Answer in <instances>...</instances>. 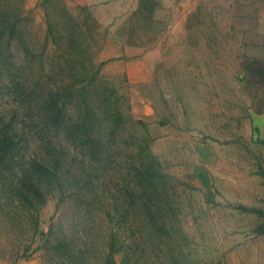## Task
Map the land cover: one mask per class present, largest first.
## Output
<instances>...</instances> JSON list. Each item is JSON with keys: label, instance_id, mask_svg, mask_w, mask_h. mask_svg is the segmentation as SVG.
Returning a JSON list of instances; mask_svg holds the SVG:
<instances>
[{"label": "rangeland", "instance_id": "obj_1", "mask_svg": "<svg viewBox=\"0 0 264 264\" xmlns=\"http://www.w3.org/2000/svg\"><path fill=\"white\" fill-rule=\"evenodd\" d=\"M153 7L113 20L80 0H0V117L19 135L17 165L0 173V264H66L40 233L61 225L90 264L102 263L111 227L124 241L117 264H239L264 238L263 217L240 208L264 210V0ZM57 91L69 120L92 121L94 155L44 125ZM50 157L64 191L30 215L16 189ZM148 166L163 176L146 183L135 168ZM124 185L151 205L162 244L137 221L131 236L114 225ZM94 192V211L75 206Z\"/></svg>", "mask_w": 264, "mask_h": 264}, {"label": "trees", "instance_id": "obj_2", "mask_svg": "<svg viewBox=\"0 0 264 264\" xmlns=\"http://www.w3.org/2000/svg\"><path fill=\"white\" fill-rule=\"evenodd\" d=\"M144 1L139 0V5L134 14H143L150 16L153 12L152 6L149 8H144ZM15 25L13 23L9 24V32L12 35L14 32ZM43 109H44V125L47 126L51 131L61 132L64 137L70 141L74 146L86 147L91 154H95L93 146L95 143L94 140H98L93 137L90 133V129H92L93 124L92 121H87V118L79 119H68L67 118V108H66V100L62 99V95L59 91L50 93L43 101ZM18 133L15 130L12 121L6 120L4 117H0V173L2 172H10L17 165V159L15 155V151L17 149V145L19 142ZM99 150V149H98ZM50 161H52V165L50 167L46 166V164L42 162H38L33 160L31 162V170L34 177V180L26 181L24 178L23 181L19 182V187L16 189V196L19 200V204L23 207L25 212H31L37 216L39 208L46 203L47 194L52 192L54 189L59 190L60 192L64 191L63 184L60 179L59 173L61 172V167H59L60 162L55 157H50ZM61 166V165H60ZM19 168L24 171L23 166L19 162ZM136 173L139 175L146 183H150L155 181L163 176L157 169H154L151 166H148L144 169H138L137 167ZM264 175V173L262 172ZM91 175V173H89ZM88 175V176H89ZM84 177L86 179V183L90 181V178ZM165 176V175H164ZM93 179H98V175H93ZM84 179V182H85ZM43 183L45 187L43 186ZM145 183V184H146ZM84 186V185H83ZM95 187V185H93ZM130 185L129 190H126L124 185V190L115 196L113 200L111 208L116 211L114 218V225H118V228H124L128 232V235L135 233L132 229L133 225L137 221L141 227H137L139 229H147L149 228L151 232V236L156 237V242L158 244H162V237L157 234L156 229L152 225L151 221L153 218L152 211L150 210V204L147 201H143L140 197L137 199V194L135 188ZM141 187H144L141 184ZM141 195V194H140ZM210 195V193H209ZM74 196H79V193H74ZM59 199V202H61ZM58 202V204H59ZM85 202L87 207L91 212L94 211V207L98 200L96 199L95 192L93 195L84 197H80V202L74 200L75 206L80 207V205ZM111 205V204H110ZM243 210H249L257 213L259 216L263 217V221L258 225L257 232H264V210L260 209H248L246 207H241ZM33 212V213H32ZM106 214L109 216L110 222L112 221L110 209L106 210ZM35 218L37 219V217ZM78 216V215H77ZM59 221V220H58ZM59 223V222H57ZM37 222L35 223V225ZM77 225H81L79 221H76L72 218L71 228L77 227ZM86 228V224L82 225ZM68 232V230H67ZM117 229L113 227L110 228L109 233L105 236L104 239V250L100 256L102 263L101 264H117L114 255L120 253L124 250V241L118 240L116 235L119 234ZM41 234L45 236V246L44 250L47 254L54 253L59 259V262H66V264H90V257H85L77 261L75 255L80 252L76 249L77 245L72 238L65 236L64 231L62 230V225L59 226V230L54 231L50 228L46 233L40 231ZM144 235H142V238ZM152 238V240H153ZM118 242V245H117ZM28 246L24 247L22 253L19 257L24 258L26 255V251L28 250ZM162 250V249H160ZM126 256L123 255V258ZM69 257V258H68ZM173 264H180L177 260H173ZM65 264V263H63Z\"/></svg>", "mask_w": 264, "mask_h": 264}, {"label": "crops", "instance_id": "obj_3", "mask_svg": "<svg viewBox=\"0 0 264 264\" xmlns=\"http://www.w3.org/2000/svg\"><path fill=\"white\" fill-rule=\"evenodd\" d=\"M80 1L84 5L88 6L90 9L96 10L97 12L107 11L108 12L107 14H102V15H105L107 19H113V20L118 17H122V16L125 17L127 15L129 16L133 11L135 13L139 5V0H80ZM170 1L171 0H145L144 8L150 9V7L152 6V9L154 10L153 7L154 3L159 2V5L164 6ZM111 22H108L106 24L108 25ZM101 24L104 23L101 22ZM249 246H250L249 252L245 257L243 258L241 257L239 264H264V238L259 237L258 239H256V241L250 243Z\"/></svg>", "mask_w": 264, "mask_h": 264}]
</instances>
